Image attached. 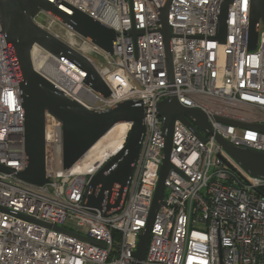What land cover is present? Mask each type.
<instances>
[{"label":"built area","instance_id":"2783aa9c","mask_svg":"<svg viewBox=\"0 0 264 264\" xmlns=\"http://www.w3.org/2000/svg\"><path fill=\"white\" fill-rule=\"evenodd\" d=\"M47 1L69 15L80 10L116 32L110 55L43 10L34 18L86 56L111 94L95 92L82 75L37 44L32 49L35 69L89 109L140 102L145 133L121 204L109 211L85 206L89 180L124 148L132 122L120 123L125 127L118 139L115 133L106 145L92 147L64 169L62 122L46 112L48 182L39 186L19 179L16 173L27 162L25 119L0 22V165L12 169L0 170V264H135L166 146L158 104L170 96L203 111L212 132L195 125L203 139L183 121H175L170 154L174 167L165 180L163 203L141 264H264V177L246 172L217 140L220 136L235 146L264 151L263 131L218 120L264 126V26L250 50L251 0L229 5L224 43L215 37L225 0L171 1L172 81L160 23L168 0ZM43 16L50 21L41 23ZM118 193L116 184L110 202Z\"/></svg>","mask_w":264,"mask_h":264},{"label":"water","instance_id":"95a60500","mask_svg":"<svg viewBox=\"0 0 264 264\" xmlns=\"http://www.w3.org/2000/svg\"><path fill=\"white\" fill-rule=\"evenodd\" d=\"M171 1L166 2L160 14L170 81L173 80L172 33L168 22ZM233 1L225 0L222 4L215 37L221 43L226 41L228 10ZM41 10L82 37L89 39L110 55L113 54V43L116 39V32L113 29L104 26L80 10L76 9L73 15H69L47 0H0V22L17 74L25 119L24 152L27 162L24 170L16 175L19 179L39 186L48 182L45 156L46 112L52 113L62 122V166L64 169L71 168L115 125L132 122L128 141L124 148L89 180V192L86 196L85 206L109 211L120 206L124 188L129 184L134 172V164L138 158L145 133V108L140 102L126 100L106 110L89 109L40 74L35 69L32 59V49L35 44L58 57L82 75L84 83L95 92L104 97L111 94L110 88L86 56L34 21ZM261 23L264 24V0H251L250 50H254L257 46ZM158 114L164 119L166 146L147 224L139 236L138 247L134 252L135 264H141L146 256L154 218L163 203L165 180L174 167L170 160V154L175 121H183L203 139L204 136L196 129L195 125L206 134L212 132L208 118L203 111L182 105L175 96H170L158 104ZM218 120L238 127H254L264 132L262 125H245L221 118ZM217 140L230 157L246 172L252 176L264 177V151L235 146L220 136H217ZM0 170L12 172L11 168L4 165H0ZM116 184L119 187V193L116 200L110 202ZM24 218L32 220L30 217L25 216ZM56 229L63 230L62 228Z\"/></svg>","mask_w":264,"mask_h":264},{"label":"bare ground","instance_id":"6f19581e","mask_svg":"<svg viewBox=\"0 0 264 264\" xmlns=\"http://www.w3.org/2000/svg\"><path fill=\"white\" fill-rule=\"evenodd\" d=\"M124 124H117L115 125L102 139H100L94 146L92 150H96V148H101L102 146H104V144L106 145V140L108 139V137H110V135H112L113 133H116L118 135L117 139L119 138V136L122 133V130L124 129ZM116 139V140H117ZM106 147V146H105Z\"/></svg>","mask_w":264,"mask_h":264},{"label":"rangeland","instance_id":"374dc122","mask_svg":"<svg viewBox=\"0 0 264 264\" xmlns=\"http://www.w3.org/2000/svg\"><path fill=\"white\" fill-rule=\"evenodd\" d=\"M40 19V22L43 23V24H46L47 22L50 21V19H48L47 17L43 16ZM55 27L59 28L60 25H57V24H54ZM264 24L261 25V27H263ZM116 134L113 133L112 135H110V137H108V139L105 141L106 143L109 142V139L110 140H113V138H115Z\"/></svg>","mask_w":264,"mask_h":264},{"label":"trees","instance_id":"16d2710c","mask_svg":"<svg viewBox=\"0 0 264 264\" xmlns=\"http://www.w3.org/2000/svg\"><path fill=\"white\" fill-rule=\"evenodd\" d=\"M261 193H263V194H264V188L261 190Z\"/></svg>","mask_w":264,"mask_h":264}]
</instances>
